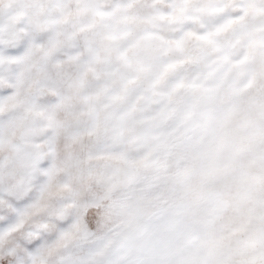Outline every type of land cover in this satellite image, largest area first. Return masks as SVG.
<instances>
[{
	"label": "snow or ice",
	"instance_id": "1",
	"mask_svg": "<svg viewBox=\"0 0 264 264\" xmlns=\"http://www.w3.org/2000/svg\"><path fill=\"white\" fill-rule=\"evenodd\" d=\"M0 264H264V0H0Z\"/></svg>",
	"mask_w": 264,
	"mask_h": 264
}]
</instances>
